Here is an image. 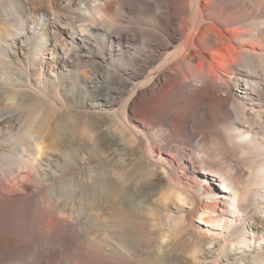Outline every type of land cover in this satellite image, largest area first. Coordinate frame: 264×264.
I'll list each match as a JSON object with an SVG mask.
<instances>
[{
    "label": "bare ground",
    "instance_id": "6f19581e",
    "mask_svg": "<svg viewBox=\"0 0 264 264\" xmlns=\"http://www.w3.org/2000/svg\"><path fill=\"white\" fill-rule=\"evenodd\" d=\"M216 253L264 264V0H0V264Z\"/></svg>",
    "mask_w": 264,
    "mask_h": 264
},
{
    "label": "rangeland",
    "instance_id": "374dc122",
    "mask_svg": "<svg viewBox=\"0 0 264 264\" xmlns=\"http://www.w3.org/2000/svg\"><path fill=\"white\" fill-rule=\"evenodd\" d=\"M35 12H36V11H35ZM35 12H33V13H35ZM23 19H25V21H26V20L28 21V19H27L26 17H24V16H23ZM29 20H31V18H30ZM29 25L32 26L31 23H29ZM177 49H179V48H177ZM177 49H176V50H177ZM241 68L244 69V70H250V71H251L252 66H250L248 63H245L244 65L241 66ZM45 78H47V77H45ZM142 87H143V88H142ZM142 87H141V86L136 87V86L134 85V86H133V89H135L134 92H133V93L130 92V94L128 93V94L125 96L126 98L123 99V101H124V102H127V101H128V104L130 105L131 100H133V98L135 97V95H137L138 92H139L140 90H144V89H146V86H142ZM48 90H49V91L51 90L50 87H48ZM50 92H51V91H50ZM241 96H242V95H241ZM130 97H131L132 99H131ZM36 108H37V109H36ZM33 109L36 111V110H40V109H42V107L39 106V104H35V105L33 106ZM69 119H70V118H69ZM66 120H68V118H66L65 121H66ZM66 122H67V121H66ZM66 122L63 123L65 126L60 127V128H58V129L55 130V133H56L58 136H62L64 130L66 129V128H64V127H66V125H67V123H68V122H67V123H66ZM130 124L132 125V122H130ZM99 180H100V178L97 176L95 183H96V182H97V183L100 182ZM124 182H125V183H128V184L130 185V187H131V190H130V191H131V192H130V197H132V198H137V197L141 194V192H142L144 189L146 190L145 185L141 182V180H140L138 177L135 178V177L128 176V177L124 178ZM97 183H96V184H97ZM139 183H141V184H139ZM142 185L144 186V188H143ZM187 189L189 190V187H187ZM193 190L196 192L195 189H193ZM196 219H197V217L195 216V217L193 218V224L197 226ZM199 231H200V232H204V234L207 236L208 239H212V240H215V241H216V240H220L221 243L223 244V239H222L221 236L211 235V234L208 232V230L205 229V228H201V229H199ZM105 233H106V232H105L104 230H99L98 233H97V238H100V237L104 236ZM220 257H221V256H219L218 253L215 254V259H218L219 263H220V264H223V260H222V258H220Z\"/></svg>",
    "mask_w": 264,
    "mask_h": 264
}]
</instances>
